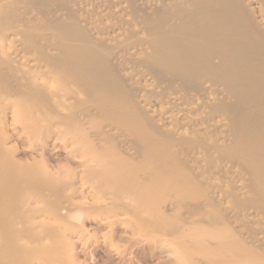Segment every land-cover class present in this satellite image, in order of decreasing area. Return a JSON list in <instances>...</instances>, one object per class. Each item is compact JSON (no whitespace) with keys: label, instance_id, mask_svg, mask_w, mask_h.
<instances>
[{"label":"bare ground","instance_id":"bare-ground-1","mask_svg":"<svg viewBox=\"0 0 264 264\" xmlns=\"http://www.w3.org/2000/svg\"><path fill=\"white\" fill-rule=\"evenodd\" d=\"M85 214L264 264V0H0V264H70Z\"/></svg>","mask_w":264,"mask_h":264},{"label":"rangeland","instance_id":"rangeland-1","mask_svg":"<svg viewBox=\"0 0 264 264\" xmlns=\"http://www.w3.org/2000/svg\"><path fill=\"white\" fill-rule=\"evenodd\" d=\"M5 120L7 124L6 132L7 135L10 136L13 119L9 111L6 114ZM15 126L16 128L19 126L18 129H16L17 134L11 139L8 146L15 150V158L17 160L29 161V158L32 159L35 156L31 155V150L28 148V139L26 135H23L22 131L19 130V122H17ZM52 144L53 141L50 140L48 142L50 150L52 149ZM57 148L58 147H56V149ZM23 151H26L25 155H22ZM48 154L53 153L48 152ZM59 155L60 153L53 154L52 160L49 161L50 168H60V166H64L62 161L56 159ZM85 215L83 217L82 230L73 233V235H68L70 236L68 238L70 242H68L71 243L70 253H68L73 257L70 264H177L176 255L171 251L172 249L167 247L169 246L168 243L163 241L160 242L161 239L164 240L163 238L152 234L149 229L134 230V218H132L131 215L121 214L125 217L124 218L118 214L119 216H115L118 219L114 217L110 219V217H108L109 220L105 218V216L101 217L98 215V217L95 214ZM112 221L115 222V224ZM72 222L73 221H71V223ZM123 223H126L124 226L127 228H124ZM127 224H131V227L134 225V229H132L133 227L128 229ZM71 225L78 226L76 222ZM129 230H132V233ZM61 231L63 230L61 229ZM137 231L143 233H140V235L137 233V237L136 235L133 236ZM146 231L150 232L151 235L149 236L150 233L148 234ZM152 235L155 236L153 239L151 238ZM116 250L123 251L122 257L120 255L121 258L116 254Z\"/></svg>","mask_w":264,"mask_h":264}]
</instances>
